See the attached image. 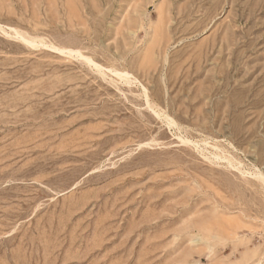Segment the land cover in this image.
<instances>
[{
    "label": "rangeland",
    "instance_id": "obj_1",
    "mask_svg": "<svg viewBox=\"0 0 264 264\" xmlns=\"http://www.w3.org/2000/svg\"><path fill=\"white\" fill-rule=\"evenodd\" d=\"M0 264H264V0H0Z\"/></svg>",
    "mask_w": 264,
    "mask_h": 264
},
{
    "label": "bare ground",
    "instance_id": "obj_2",
    "mask_svg": "<svg viewBox=\"0 0 264 264\" xmlns=\"http://www.w3.org/2000/svg\"><path fill=\"white\" fill-rule=\"evenodd\" d=\"M21 38V37H20ZM23 40V39H22ZM32 43V42H31ZM33 44V43H32ZM70 53V52H69ZM79 55V54H78ZM118 74H119V72H118ZM120 75V74H119Z\"/></svg>",
    "mask_w": 264,
    "mask_h": 264
}]
</instances>
